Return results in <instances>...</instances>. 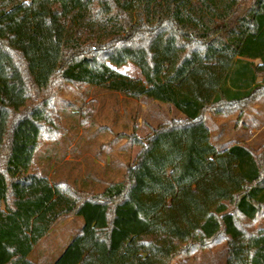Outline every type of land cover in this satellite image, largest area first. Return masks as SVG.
I'll list each match as a JSON object with an SVG mask.
<instances>
[{
  "label": "trees",
  "instance_id": "obj_1",
  "mask_svg": "<svg viewBox=\"0 0 264 264\" xmlns=\"http://www.w3.org/2000/svg\"><path fill=\"white\" fill-rule=\"evenodd\" d=\"M135 64L144 78L116 67ZM102 86L169 103L123 180L100 193L55 182L36 153L60 132L54 88ZM264 96V0H0V264H36L64 217L84 225L53 264H172L227 242L264 264V150L219 151L205 113Z\"/></svg>",
  "mask_w": 264,
  "mask_h": 264
},
{
  "label": "rangeland",
  "instance_id": "obj_2",
  "mask_svg": "<svg viewBox=\"0 0 264 264\" xmlns=\"http://www.w3.org/2000/svg\"><path fill=\"white\" fill-rule=\"evenodd\" d=\"M116 68L144 81L140 69L131 62ZM52 91L62 130L41 144L35 165L53 183L93 193L124 179L141 150L137 138L145 139L159 125L183 117L169 103L129 97L102 86L63 83ZM204 117L219 151L237 142L254 150L264 147V96L248 105L242 115L239 109L221 113L208 110ZM242 220L249 230L264 228V214L256 222ZM84 222L82 215L61 218L35 245L30 259L36 264H53ZM226 257L227 242L218 240L176 258L172 264H226Z\"/></svg>",
  "mask_w": 264,
  "mask_h": 264
}]
</instances>
